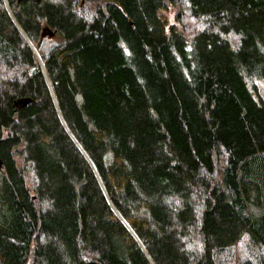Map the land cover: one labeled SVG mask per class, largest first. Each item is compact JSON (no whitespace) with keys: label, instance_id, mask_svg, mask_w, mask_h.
<instances>
[{"label":"trees","instance_id":"1","mask_svg":"<svg viewBox=\"0 0 264 264\" xmlns=\"http://www.w3.org/2000/svg\"><path fill=\"white\" fill-rule=\"evenodd\" d=\"M263 76L264 0H0V264H264Z\"/></svg>","mask_w":264,"mask_h":264},{"label":"rangeland","instance_id":"2","mask_svg":"<svg viewBox=\"0 0 264 264\" xmlns=\"http://www.w3.org/2000/svg\"><path fill=\"white\" fill-rule=\"evenodd\" d=\"M176 10L172 9L167 13L169 22L173 24V19L175 15ZM187 15V13H185ZM184 24L188 27L189 35H191L192 29L194 28V21L190 17H186L184 19ZM51 42V40H50ZM247 85L249 89L252 91L255 89L258 96H260L264 100V76L262 78H250L247 80ZM249 248L247 246V243H242L236 246V248L233 249L232 257L228 256V259L226 258L225 263L227 264H242L244 260H247L249 258Z\"/></svg>","mask_w":264,"mask_h":264},{"label":"water","instance_id":"3","mask_svg":"<svg viewBox=\"0 0 264 264\" xmlns=\"http://www.w3.org/2000/svg\"><path fill=\"white\" fill-rule=\"evenodd\" d=\"M48 36H52V33L49 32ZM30 102H31V100L28 99V98L18 99V100L14 101L13 107H15V109L22 108V107L26 106ZM0 166H1V164H0Z\"/></svg>","mask_w":264,"mask_h":264}]
</instances>
